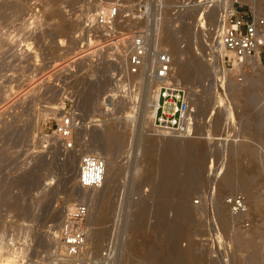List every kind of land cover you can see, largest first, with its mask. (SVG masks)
Here are the masks:
<instances>
[{"label":"rangeland","instance_id":"1","mask_svg":"<svg viewBox=\"0 0 264 264\" xmlns=\"http://www.w3.org/2000/svg\"><path fill=\"white\" fill-rule=\"evenodd\" d=\"M193 1L0 0V260L264 263V251L261 255L240 246L251 241L264 248V64L252 66L242 81H229L223 91L215 86L206 51L225 0H215L199 19L201 8ZM101 3L119 5L117 16L105 26L94 23ZM233 3L242 12L264 9V0ZM138 32L149 37L151 47L170 53L171 44L177 61L201 67L186 80L173 65L186 93L189 87L196 93L192 136L164 133L154 125L158 86L143 72L138 76L128 71ZM63 116L74 123L65 139L55 134ZM112 129L120 130L114 132L120 140L114 149L106 134ZM66 141L73 148L63 147ZM238 146L251 149L253 156H233ZM85 154L105 160L99 188L78 185ZM171 157L172 173L164 167ZM230 167L237 168L233 182L221 189ZM244 178L250 179L249 189L242 185ZM250 189L256 203L246 197L251 222L244 227L232 219L224 198L233 191L249 196ZM180 206L189 211L182 219L176 217ZM101 208L108 210L105 220ZM66 224L84 229L83 246L72 256L66 254L61 233Z\"/></svg>","mask_w":264,"mask_h":264},{"label":"built area","instance_id":"2","mask_svg":"<svg viewBox=\"0 0 264 264\" xmlns=\"http://www.w3.org/2000/svg\"><path fill=\"white\" fill-rule=\"evenodd\" d=\"M215 0H195L193 6H198L206 12ZM235 2V1H234ZM182 6L189 2H182ZM181 6V7H182ZM119 5L101 3L96 7L94 23L97 26L107 25L118 14ZM224 21L214 35L213 41L207 44V62L212 66L215 86L223 91L229 81H242L252 72L250 59L257 55L259 62L264 64V9L259 12H242L234 7V3L227 6L224 11ZM148 36L138 32L133 37V44L128 55V71L136 73L140 67L152 60L147 71V78L158 86L157 107L154 125L168 133L180 137H189L195 134L196 120L194 109L189 106L186 89L180 80L173 75L171 57L166 50L151 47ZM216 45L223 50L219 53ZM73 120L63 116L56 125L55 134L65 139L70 136L73 129ZM66 149L73 148L72 141L63 144ZM264 159V149H261ZM105 163L102 159L85 154L80 162V187H99L102 182ZM264 199V184L260 190ZM224 204L234 220H239L244 227L251 222L250 211L246 196L240 191H233L225 196ZM71 214V213H70ZM72 215V214H71ZM61 233L66 239V254L72 256L83 246L84 229L73 228L70 224L61 227Z\"/></svg>","mask_w":264,"mask_h":264},{"label":"bare ground","instance_id":"3","mask_svg":"<svg viewBox=\"0 0 264 264\" xmlns=\"http://www.w3.org/2000/svg\"><path fill=\"white\" fill-rule=\"evenodd\" d=\"M76 0H74V2H75ZM220 1V0H219ZM218 1V2H219ZM233 1H235V0H225L224 1V3H225V5H223V8H226L227 6H229V5H231L232 3H233ZM236 1H238V0H236ZM215 3V2H214ZM222 3H223V1H222ZM217 4V3H216ZM220 4V6H221V2L219 3ZM218 4V5H219ZM7 5V4H6ZM217 5V6H218ZM13 7V6H12ZM16 7V6H15ZM75 7H77V4H76V6ZM214 7V6H213ZM220 9L222 8V7H219ZM254 8V12L256 13V12H259V11H261V9L259 8V10L256 8V6L255 7H253ZM5 9V8H4ZM83 9H84V7H83ZM83 9L81 8V13H80V17L79 18H81V17H83V14H84V11H83ZM215 9V8H214ZM217 9V8H216ZM220 9H218V12L220 13ZM213 11V10H212ZM211 11V13H210V15H209V17H211V19H212V13H215L214 11H216V10H214L213 12ZM19 12V11H18ZM214 15V14H213ZM217 15H219V18H218V21H216V23L218 22V24H216V28H217V30L221 27V25H222V22L224 21V14H223V10H222V12L220 13V14H217ZM182 17V16H181ZM214 17V16H213ZM218 17V16H217ZM215 18V17H214ZM210 19V18H209ZM217 19V18H216ZM213 21H214V19H213ZM184 24V23H183ZM188 24V23H187ZM185 25V24H184ZM102 26H105V25H102ZM189 26V25H188ZM191 26V25H190ZM25 27V26H24ZM186 28V27H185ZM184 28V29H185ZM192 28V27H191ZM214 28V27H213ZM183 29V28H182ZM183 29V30H184ZM215 30V29H214ZM213 31V30H212ZM216 31V30H215ZM26 32V31H25ZM169 33V32H168ZM167 33V34H168ZM173 34V33H172ZM176 35V34H175ZM174 36V35H173ZM169 37V36H168ZM165 38V37H164ZM175 38V37H174ZM13 39V38H12ZM171 40V39H170ZM174 40V39H173ZM173 40H171V41H173ZM7 41V40H6ZM12 42H14V41H12ZM19 42V41H18ZM166 43H168V41H165ZM174 42H175V40H174ZM8 43V42H7ZM6 43V44H7ZM172 43V42H171ZM165 44V43H164ZM170 44V43H169ZM173 44V43H172ZM19 45V44H18ZM159 45V44H158ZM166 45H168V44H166ZM175 47H176V45H174ZM167 47V46H166ZM38 48V47H37ZM220 48V47H219ZM50 50V49H49ZM53 50V49H52ZM168 50H170L169 52V55H170V57H171V65H172V71H174V63L176 62V64H177V73H178V75H180L183 79H186V80H188V79H190L192 76H194V73H195V71H197L196 73H198V70L201 68H199L198 66V64H193V66L192 65H190V63L188 62V61H184L183 59H178V61H177V59L173 56V51H172V46H171V44L170 45H168ZM174 51H176V50H174ZM123 52V51H122ZM121 52V53H122ZM219 52H221V54L223 53V50L220 48L219 49ZM36 55V54H35ZM117 56H120V53H118L117 54ZM121 56H122V54H121ZM120 56V57H121ZM17 57V56H16ZM184 57V56H183ZM33 58V57H32ZM116 58V57H115ZM17 59V58H16ZM15 59V60H16ZM31 60V59H30ZM117 60V59H116ZM118 62H116V65H118V66H120L121 65V58H118V60H117ZM196 61V60H195ZM250 63H251V65L252 66H256V67H259L260 65H262V63H260L259 62V57L257 56V55H255V57H253V58H251L250 60ZM188 63H189V65H188ZM151 64H152V60L150 59V60H148L147 62H146V65L144 64V66H142V67H140L139 68V70L136 72V73H132V74H136V75H138V76H141L142 75V72H143V75H144V77H145V79L147 80V81H149V79L147 78V71H148V68L151 66ZM192 64V63H191ZM192 66V69H190V67ZM199 68V69H198ZM198 69V70H197ZM34 70V69H33ZM193 70V72H191V71ZM122 73V72H121ZM174 73V72H173ZM135 77V76H134ZM180 77V78H181ZM195 79V78H194ZM193 79V80H194ZM195 81V80H194ZM150 82V81H149ZM34 84V83H33ZM218 86V88H219V85H217ZM189 87V86H188ZM244 89V88H243ZM220 90H221V88H220ZM222 91V90H221ZM10 92V91H9ZM16 92V91H15ZM195 90H194V88L193 87H189V89H187V93H186V95H187V97H188V101H189V106L190 107H193V104H195V102L193 101L194 100V97H195ZM254 95H256V94H254ZM6 96V95H5ZM10 97V96H9ZM255 97V96H254ZM253 97V98H254ZM250 98V97H249ZM4 99V98H3ZM11 103V102H10ZM14 104V103H13ZM9 107V106H8ZM10 108V107H9ZM194 108V107H193ZM196 110V109H195ZM230 116H232L231 115V113H230ZM229 116V117H230ZM127 117H130V116H127ZM124 118H126V117H124ZM129 119V118H128ZM229 119V118H228ZM231 119V118H230ZM229 119V120H230ZM228 120V122H230ZM218 124V123H217ZM221 124V123H220ZM116 130H119V129H115V131ZM225 130V129H224ZM113 129H112V131L110 130V131H107V133L106 134H108L107 135V138L109 137V139L111 140V143L113 144V146H112V149H114V147L116 146L115 144H116V142H117V144L118 143H120V140H118V138H116L117 136H116V134L114 133L115 132ZM120 131V130H119ZM226 132H227V129L225 130ZM164 133H168L167 131H164ZM223 134H225V133H223ZM119 137V136H118ZM217 137V136H216ZM216 139H218V138H216ZM219 139H220V141L221 140H224V137L222 138H220L219 137ZM172 142V141H171ZM175 145V144H174ZM222 145V144H221ZM223 145H224V143H223ZM173 146V145H172ZM186 146V145H185ZM190 146V145H189ZM236 146V145H235ZM117 147V146H116ZM223 147V146H222ZM186 148V147H185ZM192 148V147H191ZM224 148V147H223ZM188 149H189V147H188ZM109 150V149H108ZM224 150V149H223ZM171 151V150H170ZM169 151V152H170ZM184 152V151H183ZM239 152L241 153H246L247 154V156H251L253 153H252V151H251V149H249V148H246V147H243V146H238V148H236V147H234V149H232V151H231V153L233 154V156L234 155H237V154H239ZM225 155V154H224ZM244 155V154H243ZM231 156V155H230ZM253 156V155H252ZM251 156V157H252ZM174 157V156H173ZM97 158H100V157H97ZM172 158V157H171ZM101 159V158H100ZM103 160V159H102ZM257 160V159H256ZM104 161V163H105V160H103ZM257 162V161H256ZM176 163V162H175ZM236 163V162H235ZM234 164V163H233ZM175 164H174V160H173V158H172V160H169V159H166V161H164V167L165 166H167V168H166V170L168 169V168H170L169 169V171L171 172V169L173 170V168L174 167H170V166H174ZM235 166L236 165H238V164H234ZM105 168V167H104ZM176 168V167H175ZM222 168V167H221ZM220 169V168H219ZM237 169V168H236ZM235 168L234 169H232L231 167H230V169L228 170V172H226L225 174H224V176H223V173H222V184H221V189H222V187H224L225 189L226 188H228L229 186H230V184L233 182V172L236 170ZM176 170V169H175ZM220 171H222V170H220ZM240 171V170H239ZM107 173H109L108 172V170L106 171ZM80 173H81V171H80ZM172 173V172H171ZM217 173V172H216ZM242 173V172H241ZM170 174V173H169ZM178 174V173H177ZM167 175L168 174H166L165 176H164V178L165 177H167ZM221 175V174H220ZM234 175H235V173H234ZM240 175H242V174H240ZM80 177V176H79ZM103 177H104V173H103V175H102V182H101V184H100V187H101V185H102V183H103ZM243 177H244V175H243ZM242 177V178H243ZM245 178H247V176L245 177ZM242 179V185H245V187L247 188V189H249L248 187H249V183H250V179L248 178V179ZM167 180L166 181H169L171 178H169V180H168V177L166 178ZM220 181V182H221ZM235 181V180H234ZM241 183V182H240ZM171 185V184H170ZM170 185H168V186H170ZM241 185V186H242ZM164 186V185H163ZM244 187V186H243ZM244 187V190H246V188ZM84 188H88V187H84ZM91 188V187H90ZM94 188H99V187H94ZM93 188V189H94ZM1 191V190H0ZM244 192V191H243ZM248 194H249V196H246V197H250L249 199H255V197H254V192H253V190L252 189H250V190H248ZM245 195L247 194V193H244ZM102 195H105L104 193H102ZM3 197V196H2ZM257 197V196H256ZM263 199V198H262ZM262 199H261V201H262ZM256 200V199H255ZM252 201L253 202V204H255L256 203V201ZM264 200V199H263ZM247 201H248V198H247ZM171 202V201H170ZM249 202V201H248ZM8 203V202H7ZM185 208H183V207H178V210H177V214H176V217L178 218V219H182L183 217H184V215H185V213L187 212H189L188 210H184ZM111 211V210H110ZM218 211V210H217ZM99 212H100V214L102 215L101 217H103V219L105 220V218H106V216L107 215H109L108 214V210L107 209H105V208H101V210H99ZM98 212V213H99ZM214 212V211H213ZM110 213V212H109ZM99 214V215H100ZM189 214V213H188ZM187 214V215H188ZM216 214V213H215ZM186 215V217H188ZM215 216V215H214ZM225 216V215H224ZM223 216V217H224ZM100 217V216H99ZM108 217V216H107ZM223 217H221V219H223ZM226 217H224V219H225ZM174 220H175V218H174ZM184 220V219H183ZM185 220H186V218H185ZM184 220V221H185ZM226 220V219H225ZM224 220V221H225ZM137 221V220H136ZM223 220H222V222H224ZM226 222V221H225ZM225 222H224V226H225ZM221 223V222H220ZM227 224H228V222H226ZM103 224V223H102ZM104 225V224H103ZM134 225H135V223H134ZM133 225V226H134ZM132 226V227H133ZM136 229L138 230V232L139 233H141L142 231H141V228L139 227V224L138 223H136ZM141 226V225H140ZM218 226V225H217ZM100 227V226H99ZM167 227V226H166ZM135 228V227H134ZM133 228V229H134ZM177 228H179V227H177ZM132 229V230H133ZM135 229V230H136ZM99 230L101 231V229L99 228ZM136 230V231H137ZM183 230V229H182ZM102 232V231H101ZM181 232H183V231H181ZM137 233V232H136ZM98 234L100 235L101 233H99L98 232ZM142 235V234H141ZM154 235H150L149 236V241H151V240H153L154 239V237H153ZM2 237V236H1ZM12 238V237H11ZM12 239H14V238H12ZM144 239V238H143ZM142 239V240H143ZM148 240V239H147ZM144 242V241H143ZM147 243V242H146ZM240 246H242V247H246V248H248V249H252V250H254V251H256L258 254H263V251H264V248H262V247H260V245L258 244H254L253 242H251V241H246V242H240ZM149 247V246H148ZM10 249V248H9ZM146 249V248H145ZM152 250V249H151ZM15 252V251H14ZM13 256V255H12ZM11 256V257H12ZM16 256V255H15ZM19 256V255H18ZM257 256H259V255H257ZM2 257H4L3 255H2ZM6 258V257H5ZM13 258V257H12ZM15 258V257H14ZM13 258V259H14ZM4 259V258H3ZM16 259V258H15ZM15 259H14V261H11L10 259H8V258H6V259H4L3 261H2V259L0 260V264H17L18 262L17 261H15ZM221 259V258H220ZM263 260H264V258H263ZM22 261V260H21ZM219 261V260H218ZM236 261V260H235ZM220 262H221V260H220ZM264 262V261H263ZM236 263V262H235ZM221 264V263H220ZM264 264V263H263Z\"/></svg>","mask_w":264,"mask_h":264}]
</instances>
